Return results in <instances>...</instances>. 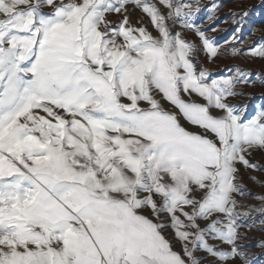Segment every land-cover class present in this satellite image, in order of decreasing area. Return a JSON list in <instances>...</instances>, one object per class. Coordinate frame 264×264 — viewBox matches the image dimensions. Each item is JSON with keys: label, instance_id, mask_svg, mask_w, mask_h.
Instances as JSON below:
<instances>
[{"label": "snow or ice", "instance_id": "obj_1", "mask_svg": "<svg viewBox=\"0 0 264 264\" xmlns=\"http://www.w3.org/2000/svg\"><path fill=\"white\" fill-rule=\"evenodd\" d=\"M220 7L197 23L202 0H0V264H248L264 106L234 102L251 71L201 56L264 42L217 44Z\"/></svg>", "mask_w": 264, "mask_h": 264}, {"label": "rangeland", "instance_id": "obj_2", "mask_svg": "<svg viewBox=\"0 0 264 264\" xmlns=\"http://www.w3.org/2000/svg\"><path fill=\"white\" fill-rule=\"evenodd\" d=\"M211 0H202L205 5L197 19V23H206L205 17L208 14L207 7L210 5ZM221 5L216 12L218 17L211 24H207V34L215 37V42L224 45L225 41H230L233 35H238L239 41L234 45L235 47L249 48L255 46L257 43L264 42V0H216ZM247 12L244 16L243 13ZM235 13V17L232 15ZM143 17L145 23L148 18L144 16L139 9L130 10V21L136 25L137 21ZM122 17L115 14H110L108 19L118 22ZM233 19L237 23H233ZM151 30V26L149 25ZM212 28L220 29L217 32H212ZM237 28L240 31L237 33ZM226 29V30H225ZM174 31L176 29H173ZM187 39H196L195 34L192 32H184ZM198 42V40H197ZM242 42V43H241ZM201 60L204 62L205 67L209 68L213 75H228L231 74L229 69L239 66L242 69L252 72L251 79L254 81L252 86L244 85L243 91L250 95H244L235 98L234 102L239 104H247L248 115H252L258 106H264V82L257 79L256 73H260L264 77V59L246 57L243 55L237 56H220L215 62L208 63L206 58L202 55ZM249 159L261 165H264V151H256L251 154ZM242 182L250 193L264 194V183H257L249 179V176H256L259 181L264 182V171L253 172L252 170L241 169ZM242 203L245 205H257L260 201L255 199L254 195L246 198H241ZM248 211L249 209H242ZM253 219L258 221L260 219L259 213H253L246 223H252ZM240 231L243 233L242 239L239 243L242 245L243 251L248 258V264H264V246L261 242L264 241V227L256 223L252 227H242ZM179 246L177 245V248ZM230 264H242L239 258Z\"/></svg>", "mask_w": 264, "mask_h": 264}, {"label": "crops", "instance_id": "obj_3", "mask_svg": "<svg viewBox=\"0 0 264 264\" xmlns=\"http://www.w3.org/2000/svg\"><path fill=\"white\" fill-rule=\"evenodd\" d=\"M163 103H164V107H165L166 109L174 110V109L171 108V106H170L167 102H163ZM166 234L169 235V238H170V233H166Z\"/></svg>", "mask_w": 264, "mask_h": 264}]
</instances>
